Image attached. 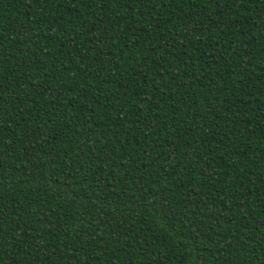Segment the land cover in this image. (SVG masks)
I'll list each match as a JSON object with an SVG mask.
<instances>
[{
    "label": "trees",
    "instance_id": "trees-1",
    "mask_svg": "<svg viewBox=\"0 0 264 264\" xmlns=\"http://www.w3.org/2000/svg\"><path fill=\"white\" fill-rule=\"evenodd\" d=\"M0 264H264V0H0Z\"/></svg>",
    "mask_w": 264,
    "mask_h": 264
}]
</instances>
